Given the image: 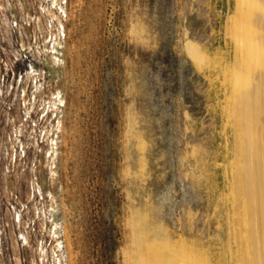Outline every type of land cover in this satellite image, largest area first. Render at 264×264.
<instances>
[{"label": "rangeland", "instance_id": "374dc122", "mask_svg": "<svg viewBox=\"0 0 264 264\" xmlns=\"http://www.w3.org/2000/svg\"><path fill=\"white\" fill-rule=\"evenodd\" d=\"M218 5L68 0L59 67L65 106L56 178L47 185H55L69 264H152L151 253L147 261L135 255V239L159 224V236H174L173 264H190L195 245L179 238L214 232L215 186L209 192L201 177L222 185V120L210 77L184 43L191 38L217 58ZM24 175L11 177L12 186L27 198L26 183H16ZM7 181L0 164V198Z\"/></svg>", "mask_w": 264, "mask_h": 264}, {"label": "bare ground", "instance_id": "6f19581e", "mask_svg": "<svg viewBox=\"0 0 264 264\" xmlns=\"http://www.w3.org/2000/svg\"><path fill=\"white\" fill-rule=\"evenodd\" d=\"M218 7L217 34L222 50L217 58L191 38H186L184 43L195 62L210 77L216 92L214 107L219 108L222 120L225 141L222 185L215 178L210 181L208 174L203 173L201 177L202 181L206 179L209 192L214 191L215 186L216 225L207 237L204 229L191 239L176 236L180 237L181 245L193 241L195 247L187 251L186 256L190 264H264V0H219ZM45 10L49 15L58 16L55 10ZM52 62L55 60L46 61V65L56 70L60 78ZM52 140L53 137L50 144ZM54 148L51 144L46 149V163L54 162ZM42 164L40 157V180L44 183L50 179L51 183L56 178V170L50 168L47 177L42 173ZM54 187L50 184L46 190L50 198L55 196ZM209 202L212 205L211 198ZM55 227L56 222L53 231ZM158 227L157 232L163 231L161 224ZM151 228L146 227L141 235L136 230L141 237L134 235L135 240L140 239L142 243L135 244V255L140 253L147 261L152 254L153 258L160 257L157 263L155 258L154 264H173L174 256L168 245L173 244L174 236L168 231L162 236L155 231L148 234ZM149 238L161 242L151 245ZM162 243L165 249L159 246Z\"/></svg>", "mask_w": 264, "mask_h": 264}, {"label": "built area", "instance_id": "2783aa9c", "mask_svg": "<svg viewBox=\"0 0 264 264\" xmlns=\"http://www.w3.org/2000/svg\"><path fill=\"white\" fill-rule=\"evenodd\" d=\"M67 10L68 0H0V164L8 178L0 198V264H69L63 225L46 191L50 179L41 182L38 166L41 157L42 173L56 170L65 98L46 61L55 60L57 70L64 62ZM52 137L49 164L44 154ZM13 176L26 183L27 198L12 186Z\"/></svg>", "mask_w": 264, "mask_h": 264}]
</instances>
